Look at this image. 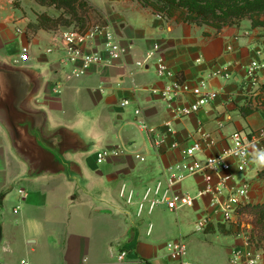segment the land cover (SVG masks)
Masks as SVG:
<instances>
[{
    "label": "crops",
    "instance_id": "obj_1",
    "mask_svg": "<svg viewBox=\"0 0 264 264\" xmlns=\"http://www.w3.org/2000/svg\"><path fill=\"white\" fill-rule=\"evenodd\" d=\"M90 1L103 12L125 52L120 59L92 69L79 79H68L71 67L60 62L66 55L62 45L48 53L52 32L41 30L28 35V25L35 24L37 18L21 21L20 32L0 24V63L28 69L41 79L29 107L45 114L40 120L44 127L42 135L38 126L32 128L30 137L51 157L45 170L31 164L16 150L0 118V261L9 264L23 260L30 264H116L109 247L124 240L128 231L126 221L115 208L124 185L142 192L147 184L164 181L165 171L182 161L180 151L173 150L172 145L183 143L200 129L218 141L199 157L202 160L227 149L231 143L226 139L233 133L264 129V107L248 117L240 113V108L250 101L243 90L247 68L253 61L264 63V28L251 30L246 25L218 32L208 26L164 19L136 0ZM40 43L48 44L46 53L38 49ZM24 48L31 55L26 64L18 62ZM101 48L99 42L93 50ZM156 49L184 83L192 88L204 83L218 93V98L198 113L175 120L161 98L150 92L164 86L152 69L154 65L137 66ZM123 100H129L134 111L142 108L143 118L129 114L125 122L126 112L120 106ZM252 101L256 106V100ZM193 102L194 98L188 96L184 105ZM179 105L184 106L176 103L175 107ZM139 120L164 137L161 146L153 147L149 136L140 129ZM168 123L173 134L167 133ZM136 130L140 134L136 135ZM121 146L128 147L129 153L97 164L99 151ZM134 153H139L143 161ZM259 155L263 156L264 150L255 145L240 183L236 162L229 161L233 169L226 183L227 192L246 186L248 205L264 203V177L260 175L264 167L260 165L248 177ZM208 175L212 186L218 188L220 178L227 173ZM205 188L203 178L195 176L177 191L196 197ZM211 200V196L199 198L196 206L189 209L197 213V220L206 212L212 215L216 230L223 218L210 206ZM227 231L224 235L230 244L225 259L229 264L230 250L239 240L233 231ZM135 239L131 244H136V254L149 264H170L157 255L145 259L140 235L138 242Z\"/></svg>",
    "mask_w": 264,
    "mask_h": 264
},
{
    "label": "built area",
    "instance_id": "obj_2",
    "mask_svg": "<svg viewBox=\"0 0 264 264\" xmlns=\"http://www.w3.org/2000/svg\"><path fill=\"white\" fill-rule=\"evenodd\" d=\"M53 43L47 50L48 53H54L60 49V45L66 51L60 62L65 66L71 67V74L68 79H79L86 76L92 69L108 65L110 62L120 59L125 49L121 45L115 30L108 25L107 27L96 26L88 33L81 34L77 31L58 30L52 32ZM102 47L100 51L93 50V47ZM30 52L24 48L19 56V63L26 64L30 61ZM153 64L157 76L164 81L162 89H151L150 92L157 95L166 104L172 112L175 120L182 117L196 114L203 108L209 106L218 98V93L206 87L203 83L194 88L186 83H180L177 74H175L167 65L165 60L158 55L157 49L147 54L146 58L137 63V66L144 68L146 65ZM264 63L253 61L246 71V80L243 84V90L250 100H255L258 96V88L264 78ZM225 79H229L225 76ZM188 96L194 98L193 103L186 104ZM179 103L184 105L175 107ZM129 100H123L121 108L126 109L130 106ZM136 118H143L142 108L134 111ZM140 129L147 134L153 147H159L163 144L161 136L156 128L150 127L146 121L139 120ZM223 125H220L222 127ZM168 134H173L174 130L170 123L165 125ZM230 145L217 156L206 157L200 161L199 157L204 155L205 151L216 146L218 141L213 135L198 130L193 136L189 137L183 143H174L173 150L181 153L182 161L173 165L165 171V180H158L148 185L142 192L135 189H129L125 185L119 193V197L128 207H133L138 219L144 215L151 216L154 211L163 207L171 212H178L183 209L194 208L197 200L206 196H211V207H215L217 212L222 215V225L226 230L234 232L239 243L234 245L229 253V264H264V240L254 226L244 224L245 214L243 209L248 205L246 203V186L234 191L227 192L226 183L231 179L229 173L233 165L229 162L234 160L238 173H244L250 159V150L255 145H261L264 150V129L256 132L245 133L235 132L227 139ZM129 153L126 146H121L114 150H102L96 154L97 164H104L108 161ZM136 158L142 160L139 153H134ZM212 172L216 175L227 173V176L220 178L219 187L212 186V179L208 175ZM200 176L203 178L206 188L199 192L195 197L190 193H179L177 188L183 185L192 177ZM25 194V193H24ZM210 226H214V217L206 212L196 222V232H205ZM153 225L148 228V235H151ZM168 255L166 258L170 264H198L187 259V247L183 240H177L166 246ZM112 256L114 253L112 252ZM119 263H126L134 260L136 264H149L148 261L134 253L127 251L119 252L116 255ZM0 264H9L0 261ZM18 264H30L23 260Z\"/></svg>",
    "mask_w": 264,
    "mask_h": 264
},
{
    "label": "rangeland",
    "instance_id": "obj_3",
    "mask_svg": "<svg viewBox=\"0 0 264 264\" xmlns=\"http://www.w3.org/2000/svg\"><path fill=\"white\" fill-rule=\"evenodd\" d=\"M87 1H89V7L93 6L94 9L97 8L90 0ZM44 13L56 18L64 13L65 22L73 21L70 24L64 23L66 26H63L61 30L65 31H79V29L83 28L84 21L86 22L87 27L91 26L92 28L99 26L97 24L101 23L98 19V15L90 9L87 10V14L85 15L87 19L83 18L81 22H76L71 20L69 14L57 10L53 6H41L35 0H0V24L8 25L9 28L18 32H20L19 29H22V26L19 25L21 21L24 19H29L32 21L37 18L38 15ZM246 25L249 26L251 30H253L252 24L249 20H242L235 26L246 27ZM40 44L41 45L38 49H40L42 53H46L45 51L48 47V44ZM12 50H14V48H12ZM16 54L17 53H14V56H17ZM154 68L152 69L156 70ZM262 85H264V78L262 79L257 90L258 96L261 97L257 101L263 104L260 106V108L264 107V94L262 89H260ZM125 112L126 114L124 119L126 122L129 119V114L134 115V108L129 106L125 109ZM132 133L134 134L133 129ZM135 134L138 135L140 133L138 130H136ZM260 156L261 155L255 158V169L248 170V177L251 178L254 175V172H256V170L259 168L260 164L257 163V160ZM199 160L203 161L201 158ZM261 167L264 166L261 165ZM243 178V174L239 173L237 182L240 183ZM135 190L137 192L141 191V189ZM191 195L194 196L193 194ZM117 201L118 202L115 208L119 213L118 215H121L126 221V229L128 231L124 240L122 239L112 243L109 247L110 256L116 264H136L134 260H129L126 263H119L116 259V255L123 251L135 253L136 250L134 248L136 244L132 245L131 242L135 238L137 239L139 235L145 245L144 256L147 260L148 257L157 255L159 258H163L167 261L168 258L166 255H168V252L166 246L171 242L181 239L184 241L187 247V259L189 261L198 264H227V260L225 258H227L226 252L228 245L230 244L229 237L221 233L218 229H216V232H194L193 226L197 220V213L194 210L183 209L182 212L176 214L169 212L166 208L159 207L151 216L148 217L147 215H144L141 219H138L135 214L136 209L134 210L133 207H128L119 197V195ZM245 212L246 213H244L245 217L243 223L254 226L261 235L262 240H264V218L261 213L253 208H248L245 210ZM150 224L153 225V230L151 235L148 236V228ZM136 241L138 242V240ZM112 252L114 253L115 257L112 256Z\"/></svg>",
    "mask_w": 264,
    "mask_h": 264
},
{
    "label": "trees",
    "instance_id": "obj_4",
    "mask_svg": "<svg viewBox=\"0 0 264 264\" xmlns=\"http://www.w3.org/2000/svg\"><path fill=\"white\" fill-rule=\"evenodd\" d=\"M41 6H53L57 10L63 11L70 15L71 20L81 22L86 18L87 10H93L101 23L97 24L101 27H107L108 20L103 12L97 8L89 7L87 0H35ZM145 8H150L154 14L164 19L173 20L177 23H185L190 25L208 26L221 32L227 27H235L242 20H249L253 28H264V0H138ZM87 19V18H86ZM66 21L64 13L59 17H52L48 14H40L37 16L35 24L28 25V35H35L39 31L54 32L60 30L65 24L72 23ZM65 23V24H64ZM92 29L91 26L83 23V28L79 29V33L86 34ZM180 83L184 80L179 78ZM264 94V85L260 88ZM258 98V99H257ZM254 106L253 101H248L247 105L240 108V113L244 117L251 116L259 111L262 103L257 100ZM264 177V170L260 173ZM3 196L0 197V203ZM253 208L258 210L264 218V203L247 205L244 209ZM218 230L223 233H229L223 225L218 226ZM207 232H216L213 226L207 229Z\"/></svg>",
    "mask_w": 264,
    "mask_h": 264
},
{
    "label": "water",
    "instance_id": "obj_5",
    "mask_svg": "<svg viewBox=\"0 0 264 264\" xmlns=\"http://www.w3.org/2000/svg\"><path fill=\"white\" fill-rule=\"evenodd\" d=\"M40 87L41 79L30 70L0 63V118L10 131L16 150L31 164L45 170L51 157L30 137V130L36 126L41 135L43 132L44 125L40 120L45 118V114L29 107Z\"/></svg>",
    "mask_w": 264,
    "mask_h": 264
},
{
    "label": "clouds",
    "instance_id": "obj_6",
    "mask_svg": "<svg viewBox=\"0 0 264 264\" xmlns=\"http://www.w3.org/2000/svg\"><path fill=\"white\" fill-rule=\"evenodd\" d=\"M257 163H259L260 165L264 166V156H260L257 160Z\"/></svg>",
    "mask_w": 264,
    "mask_h": 264
}]
</instances>
